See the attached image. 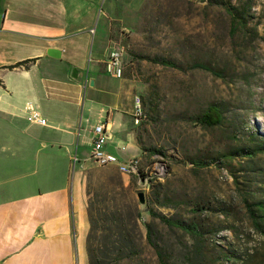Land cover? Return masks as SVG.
Returning a JSON list of instances; mask_svg holds the SVG:
<instances>
[{
	"label": "rangeland",
	"instance_id": "374dc122",
	"mask_svg": "<svg viewBox=\"0 0 264 264\" xmlns=\"http://www.w3.org/2000/svg\"><path fill=\"white\" fill-rule=\"evenodd\" d=\"M209 1L146 0L135 18L125 21L124 27L114 29L115 24L111 21L109 49L117 48L122 53L121 78L126 79L132 101L121 94V105L125 110H131L129 127L139 147V157L145 163L141 164L142 172L148 175L147 167H153L160 160L164 161L161 168L166 172L161 178L152 176L146 185L133 177L118 174L113 168L98 166L90 157L81 164L84 190L89 189L91 197L100 198L95 193L104 191L112 179L130 192L132 201L141 212L135 232L138 252L136 260L130 264H157L153 250L143 239L145 230L140 222L153 226L157 242L176 264L187 263V257L193 258L196 249L195 240L151 217L146 212L147 207L166 216L187 218L192 215V204L206 197L210 200L209 215L204 222L208 227H212L216 219L222 222L224 217L219 207L226 205L232 206L243 223H247L237 193L240 190L235 187L230 173L218 169L216 162L221 163L222 154L247 145L250 137L264 135V0H231L244 8L246 21L245 27H239L233 33L226 12L220 5ZM103 21L100 17L95 20L97 34ZM97 38V35L92 37L93 44L91 41L81 69V81L85 78L81 91L83 105L91 97L95 102L111 103V92L120 85L119 79L105 71V57L95 61L99 45ZM72 56L70 63L73 66L77 61ZM154 58L175 60L180 66H164ZM194 61L210 64L222 76L216 77L200 68H189ZM72 66L69 67L70 74L75 69ZM98 76L100 80L95 87H89L87 78L98 79ZM134 95H139L141 100L143 115L138 121L133 114ZM211 103L222 108L223 122L206 127L194 118ZM82 112L85 115L84 110ZM95 121L96 118L90 115V124ZM81 126L85 132L80 130L77 144L79 150L84 149L87 153L88 141L91 144L90 125L82 119ZM108 141L105 150L121 156L123 150L114 151ZM153 149L157 151L152 152ZM189 159H200L204 164L195 166ZM235 166L241 169L236 172L239 179H250V189L260 195L264 184L263 188L256 185L264 177V154L257 155L253 162L242 163V166L235 160ZM79 170V162L70 164L71 184ZM144 176L138 178L144 179ZM140 189L145 190L147 201L143 207L138 205L135 194ZM154 189L160 193L152 196ZM217 227L221 229L224 225ZM104 235L98 231L96 237L102 242ZM256 237L254 233L250 239ZM204 243L202 250L211 260L209 264H223L222 250L230 252L236 246L231 233L225 229L219 230L216 236L209 235ZM115 254L108 252L104 256L105 264H118L111 258ZM259 263L256 255L246 264Z\"/></svg>",
	"mask_w": 264,
	"mask_h": 264
},
{
	"label": "crops",
	"instance_id": "0c3cea01",
	"mask_svg": "<svg viewBox=\"0 0 264 264\" xmlns=\"http://www.w3.org/2000/svg\"><path fill=\"white\" fill-rule=\"evenodd\" d=\"M145 1L0 0V264H89L81 164L91 144L87 153L79 150L77 138L85 132L81 121L90 125L89 134L105 121L107 144L123 150L121 160L139 157V147L129 127L131 110L121 105L123 95L132 101L126 79L117 78L111 103L91 97L83 105L85 78L79 82L70 76V59L74 55L72 67L83 69L95 35V61L106 57L111 21L114 29L124 27ZM99 17L104 21L97 34ZM49 48L60 56L48 55ZM27 59L33 60L26 67H6ZM97 78H87L89 87ZM28 102L46 125L28 120ZM71 161L80 164L72 184Z\"/></svg>",
	"mask_w": 264,
	"mask_h": 264
},
{
	"label": "trees",
	"instance_id": "16d2710c",
	"mask_svg": "<svg viewBox=\"0 0 264 264\" xmlns=\"http://www.w3.org/2000/svg\"><path fill=\"white\" fill-rule=\"evenodd\" d=\"M209 3L220 5L226 12L229 19L231 33L239 27H245V10L242 6L235 5L231 0H210ZM31 60L33 59L19 61L6 67L8 69L20 66L26 67V63ZM154 60L164 66H180L175 60L164 58H154ZM189 68H200L209 71L216 77L222 76V73L219 70H216L210 64L201 61L190 63ZM194 120L206 127L218 126L223 122V110L215 103L208 104L202 113L195 116ZM154 151L157 150L153 149L152 152ZM263 154L264 135H256V138L254 139L250 137L247 145L244 144L239 146L233 152L222 154L221 163L216 162L218 169L230 173L235 187L240 190L237 191V193L239 194L241 208L248 224L243 223V219L239 218V214L236 213L232 206L226 205V207H219V212L224 217L222 222L219 223L218 219H216L212 227H208L209 225H205L204 222L209 215L207 210L209 209L210 200L206 199V197L202 198L201 202L196 201L192 204V215L187 218L182 216L170 217L156 213L151 208H146V212H148L151 217L158 218L159 222L163 225L172 230H177L182 233V235H187L195 240L196 249L194 250L193 258L187 257L188 262L181 264H209L211 260H208L209 257L203 253L202 250L205 246L204 242L208 240L209 235L216 236L221 229L229 231L236 242V246L233 247L232 251L228 252L226 249L222 250L221 263L229 264L234 262L236 264H246L250 258L257 255L260 262L259 264H264V191H260L261 194L258 195V191L250 189L251 180L245 179V181H243V179H239L236 172H239L241 169L240 167L237 168L235 166V160L239 163V166H242V163L253 162L257 155ZM189 161L195 166H201L204 164L200 159H189ZM105 167L113 168L118 174H120L114 166ZM144 175V173H140V176ZM129 177L135 178L134 176ZM110 181L111 182L106 184L104 191H100L98 194L95 193L96 196L98 195L100 198L91 197V191L86 189V209L88 218L86 249L89 264H105L104 256H107L108 252L116 253L111 258H113L118 264H130L129 262L136 260L138 251L135 232L138 230V222L141 217V212L135 205L134 201H132L130 192H128L127 189L125 190L122 187V184L113 182L112 179H110ZM263 184L264 177H261L256 187L263 188ZM157 187H159V185ZM156 190L157 189L151 191L152 196L155 193H160V191ZM125 198H127V200H125ZM131 205H133V208ZM165 205H167V203H165ZM123 208L126 209L124 210ZM102 222L104 224H101ZM140 223L144 226L145 230L143 239L153 250L156 263L176 264V262L166 254L165 249L157 242L154 236L155 232L153 226L148 222ZM222 225H224V227L221 229L217 227ZM98 231L105 234L104 240L102 241L103 243L96 237ZM254 233L257 234V237L255 239H250ZM112 235L114 238L110 239ZM99 252L101 253L100 256L97 255Z\"/></svg>",
	"mask_w": 264,
	"mask_h": 264
},
{
	"label": "built area",
	"instance_id": "2783aa9c",
	"mask_svg": "<svg viewBox=\"0 0 264 264\" xmlns=\"http://www.w3.org/2000/svg\"><path fill=\"white\" fill-rule=\"evenodd\" d=\"M105 71L111 73L116 78H121L123 75L122 69V53L117 48H112L108 54V57L103 60ZM133 107H134V118L136 121L140 120L143 113L141 107V100L139 95H134L133 97ZM25 108L29 111L28 120L38 123L40 125H46V119L38 111L32 109L30 103L28 102ZM91 147L89 151V157L101 167L114 166L118 172L126 176H134L137 181L141 184H148L155 175L158 168L164 161L155 164L153 167L148 168L147 179L138 178V167L142 163V159L138 156L129 158L127 160L119 159L115 154L108 152L104 149V145L107 141L106 136V122L102 121L95 124L91 130Z\"/></svg>",
	"mask_w": 264,
	"mask_h": 264
},
{
	"label": "water",
	"instance_id": "95a60500",
	"mask_svg": "<svg viewBox=\"0 0 264 264\" xmlns=\"http://www.w3.org/2000/svg\"><path fill=\"white\" fill-rule=\"evenodd\" d=\"M200 2H205L206 0H199ZM111 49H108L107 51V54H106V58L108 57V54L110 52ZM47 54L52 56V57H59L60 56V51L57 50V49H54V48H49L47 50ZM70 76L73 78V79H76L77 81L81 82V76H82V73H81V69H78V68H75L72 70ZM90 85L93 84V81L92 79L90 80L89 82ZM136 197H137V201H138V205L140 207H143L146 205V197H145V190L144 189H140L138 191H136Z\"/></svg>",
	"mask_w": 264,
	"mask_h": 264
},
{
	"label": "bare ground",
	"instance_id": "6f19581e",
	"mask_svg": "<svg viewBox=\"0 0 264 264\" xmlns=\"http://www.w3.org/2000/svg\"><path fill=\"white\" fill-rule=\"evenodd\" d=\"M163 168V167H162ZM161 166L158 168V170L156 171L155 175H157L158 178H161L165 175V170L162 169ZM140 173H143L142 172V169H141V164L140 166L138 167V176H140ZM148 175H145L144 176V179H147Z\"/></svg>",
	"mask_w": 264,
	"mask_h": 264
}]
</instances>
